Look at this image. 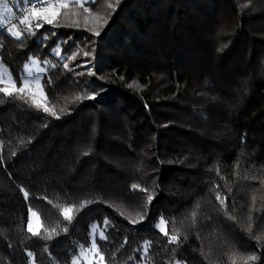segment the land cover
Masks as SVG:
<instances>
[{
  "label": "trees",
  "instance_id": "trees-1",
  "mask_svg": "<svg viewBox=\"0 0 264 264\" xmlns=\"http://www.w3.org/2000/svg\"><path fill=\"white\" fill-rule=\"evenodd\" d=\"M12 1L18 22L29 3ZM110 3L84 4L109 17L100 36L71 2L20 40L0 26L18 86L31 57L50 62L44 103L59 116L0 94V264H33L29 251L35 264H71L93 224L105 264H264V0ZM161 216L177 243L155 227Z\"/></svg>",
  "mask_w": 264,
  "mask_h": 264
},
{
  "label": "snow or ice",
  "instance_id": "snow-or-ice-1",
  "mask_svg": "<svg viewBox=\"0 0 264 264\" xmlns=\"http://www.w3.org/2000/svg\"><path fill=\"white\" fill-rule=\"evenodd\" d=\"M70 2L73 5H76L80 8H83L85 13H88V16L85 17V20L87 21L89 18L93 20V23L96 25V27L90 29L95 36H100V28H102L104 25L108 23L109 17H101L99 15H93L90 12L89 8L84 7V4L91 3L92 0H36V2H31V0H28L29 6L23 9L22 18L18 20L19 25L24 26L23 31H21L20 28H18L16 23H11L8 27L7 31L16 39L20 40L24 37V35H34L35 30H38L42 27L41 21L46 22L47 24H53L54 21H56L62 14L67 18L69 16V12L65 11L69 9ZM250 3V0H249ZM121 4V0H115V4H109L108 7L112 10V13L116 11L117 6ZM10 14L12 13L11 8L5 9ZM74 15H79V13H73ZM33 24L35 25V29L33 28ZM54 53L57 56H60L61 59H70L75 60L77 57L76 55H72L71 57H64L61 55V50L59 49H53ZM85 56L91 55L89 52L83 53ZM41 63L43 64H49V61H39L37 58H31L29 63H25L24 65V71L21 74L20 77V83L19 86L17 85V81L15 78L12 77L11 72L9 69L6 68V66L3 65L2 59H0V94H2L3 97L12 98V99H18L20 101H23L25 104H27L29 107H34L36 109H41L45 113H49L51 116L56 117L57 119L59 116H57L56 111L54 108H50L47 103H44V101L47 100L46 93L44 92V73L46 72V69H43L41 67ZM50 67H56V65H50ZM63 67L65 69L69 68L68 63H64ZM5 73H7V79H5ZM80 75H83L84 73H79ZM88 75H94L95 73L89 69L87 72ZM121 79H123L121 77ZM48 84L51 83V78L48 77L47 81ZM129 87H137L135 82L132 84H129ZM96 93H90L86 95H78L76 99L83 100V99H94ZM3 100L0 99V103H2ZM31 142V141H29ZM2 144V142H0ZM87 154L86 152L84 153ZM15 155V153H13ZM131 188L133 190H136L139 188L138 185L133 184L131 185ZM142 191H147L146 189H142ZM21 192L23 194V197L25 200L29 198V192L23 188H21ZM41 199H46V197H41ZM216 199L219 200L221 205H225L226 197L224 199H221L220 195L217 194ZM153 200L152 195L147 196V201L150 204ZM87 203V202H85ZM29 212L31 214V217H36L37 220H39L38 213L33 211L31 207H29ZM72 208H65L63 210L64 218L71 222L73 219V216L71 215ZM193 216H195V213H193ZM144 219V216H141L138 220H131V223L136 224L139 222H142ZM168 222L161 216L159 218V223L155 225V227L164 235L169 237V243H177L179 241V236L177 235H171L169 236V232L166 230L165 225ZM109 224V221L107 219L104 220V225L107 227ZM97 229L98 225L93 224L91 225L90 230V238L91 243L90 246L85 248L83 245L80 246V251L78 254L74 255L71 260V264H81V259L83 258L85 264H105V256L100 251L99 245L97 244V238L100 240H106L108 237L105 235L104 231H100L97 236ZM26 230L28 233H30L32 236H39L41 234L40 232V226L38 224L33 223L32 219H28ZM53 231H55L53 229ZM64 232H67V228L64 229ZM48 239H51L52 236L49 235L47 237ZM125 243H127V238H125ZM151 241H144L143 245V251L145 254H147L148 247L150 246ZM27 255L31 258H33V264H35L34 259V253L27 252ZM251 261H257L259 260L258 256H251L249 258ZM175 264H181L180 260H176Z\"/></svg>",
  "mask_w": 264,
  "mask_h": 264
},
{
  "label": "rangeland",
  "instance_id": "rangeland-1",
  "mask_svg": "<svg viewBox=\"0 0 264 264\" xmlns=\"http://www.w3.org/2000/svg\"><path fill=\"white\" fill-rule=\"evenodd\" d=\"M12 0H0V26L1 25H4V24H6V27H7V29H8V27L10 26V24L11 23H16L17 24V26H18V28H19V24H18V22L17 21H11V20H9V18L13 15L12 13L10 14L9 12H7L5 9L6 8H11L12 9V11H13V7L10 5V4H12V2H11ZM25 1H27V0H25ZM19 4V3H18ZM19 6H20V4H19ZM29 5H27V7H28ZM31 58H35V57H31ZM30 58V59H31ZM29 62H30V60H29ZM29 62H27V63H29ZM3 65L4 66H6L4 63H3ZM41 67L43 68V65L41 64ZM6 68L7 69H9L7 66H6ZM44 69V68H43ZM11 75H12V73H11ZM12 77H13V75H12ZM14 78V77H13ZM5 79H7V73H5ZM18 85V84H17ZM0 86H2V85H0ZM33 210V209H32ZM34 211V210H33ZM36 212V211H35ZM39 216V215H38ZM29 219H32V221H33V223H34V225L35 224H38L39 226H40V229H41V219H40V217H39V220H37V218L36 217H31V214H30V217H29ZM165 227H166V225H165ZM84 263L85 264V262H84V260H83V258L81 259V263ZM141 264H146V263H141Z\"/></svg>",
  "mask_w": 264,
  "mask_h": 264
}]
</instances>
